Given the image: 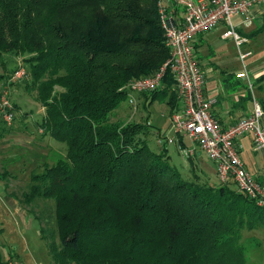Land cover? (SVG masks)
Segmentation results:
<instances>
[{
  "label": "trees",
  "instance_id": "16d2710c",
  "mask_svg": "<svg viewBox=\"0 0 264 264\" xmlns=\"http://www.w3.org/2000/svg\"><path fill=\"white\" fill-rule=\"evenodd\" d=\"M158 1L0 0V67L23 55L25 87L43 108L36 125L65 146L19 199L53 201L56 264H245L241 231L264 227V208L230 182L183 179L164 142L150 150L146 120L110 116L126 100L121 87L168 57ZM173 85L166 69L140 95L170 112Z\"/></svg>",
  "mask_w": 264,
  "mask_h": 264
},
{
  "label": "rangeland",
  "instance_id": "374dc122",
  "mask_svg": "<svg viewBox=\"0 0 264 264\" xmlns=\"http://www.w3.org/2000/svg\"><path fill=\"white\" fill-rule=\"evenodd\" d=\"M230 19L235 22L236 16H231ZM219 41L223 42L224 48H229V57H235V60L230 59L225 65L213 70L212 76L216 79H214L216 84L219 79L220 83L232 81V76L230 78L226 76L235 71L236 67L240 68L234 44L229 39ZM247 48L251 51V55L244 60V64L245 70L252 77V94L257 100L264 99V82L259 81L258 78L259 75L264 76V31ZM205 49L207 47L204 51ZM22 58L23 55L20 54L3 55L4 67L9 71L0 67V74H5L3 78H0V95L6 91L12 104V119L9 124H6L0 115V261L2 262L0 264H56L48 252V245L52 241L54 245L58 244L53 201L37 198L26 204L19 199H21V192L25 191L30 183V175L41 172L46 165L49 166L58 157H62L65 146L52 137L42 138L41 130L36 122L40 120L43 108L36 99V91L25 87L28 83L23 79L25 77L15 81L9 78L10 69L18 66L25 67L26 63ZM255 75H257L256 81L253 79ZM238 87L239 92L247 96L249 91L247 85L239 84ZM244 101L245 107L248 108L251 104L250 99L244 97ZM164 102L155 98L144 110L142 98L135 97L133 106L128 105L126 100H122L111 111L110 116H116L113 119H118L120 122L146 120L150 125L146 142L152 151L160 146L155 144L159 136L151 132H159L160 137L161 135H166L168 138L172 136L173 142L165 143L168 163L180 173L183 179H189L195 173L201 180L203 176L197 169H193L192 164L200 166L205 159L201 153L194 159H188L179 150L181 145L187 149L194 147L198 150V147H195L186 136L173 134L169 128V108ZM260 150L264 152L260 148H252L251 152L255 157L260 158ZM227 182L234 185L230 179ZM39 228L44 229L46 237L49 236L47 240L42 237ZM240 242L245 249V264H264V227L243 229Z\"/></svg>",
  "mask_w": 264,
  "mask_h": 264
},
{
  "label": "built area",
  "instance_id": "2783aa9c",
  "mask_svg": "<svg viewBox=\"0 0 264 264\" xmlns=\"http://www.w3.org/2000/svg\"><path fill=\"white\" fill-rule=\"evenodd\" d=\"M264 0H177L182 5L181 18H173L171 13L158 1L157 13L163 30L164 43L168 57L152 74L134 78L124 84L126 102L135 104L136 93L151 92L159 88L163 73L167 69L174 82L177 108L169 116V128L173 134L186 136L205 157L214 164L219 183L229 179L239 192L252 199L256 206L264 208V186L261 185L242 165L239 156L237 138L251 134L254 148L264 150V124L261 123V109L254 103L253 109L241 115L233 124L222 127L211 115L210 108L215 102L214 96L203 92L205 77L194 55L193 40L196 35L216 27L224 22L225 29L220 37L229 38L237 48L240 61L249 54L242 52L240 45L244 38L239 35L231 16L240 17L239 23L248 26L251 23V8ZM25 75V68L18 66L10 80L20 79ZM236 78L245 77L244 72L235 74ZM248 87L250 85L248 84ZM0 115L9 124L12 119V104L6 91L0 95ZM162 143L173 142L172 136L159 134L156 139ZM194 147L179 150L187 157L192 155Z\"/></svg>",
  "mask_w": 264,
  "mask_h": 264
},
{
  "label": "crops",
  "instance_id": "0c3cea01",
  "mask_svg": "<svg viewBox=\"0 0 264 264\" xmlns=\"http://www.w3.org/2000/svg\"><path fill=\"white\" fill-rule=\"evenodd\" d=\"M159 2L165 7L167 11L171 13L173 18H181L183 14V8L182 5L177 2V0H159ZM234 16H236V21L232 23L235 25V29L239 35L245 39L240 45V50L242 52L249 51V54L245 56L242 61H240L237 48L234 45L237 52L238 62H240V68L236 67L235 71L228 73V76H226L227 78L232 76V81H223L220 83L219 79V81H217L218 83L216 84V79L212 76L214 69L225 65L230 61V59L235 60V57H229V48H224L222 45L223 42L219 41L229 39H223L220 37L221 33L225 29L224 22L218 23L216 27L213 28V30L196 35L193 40L194 55L205 77L203 92L207 96L215 97V102L210 108V113L222 127L233 124L241 115L251 112L254 103H256L261 109V123L264 124V99L259 98L257 100L253 96L252 77H250L247 73V70H245L246 66L244 64V60L251 55V51L247 48V46H249V44L252 43V41L264 31V1L254 5L251 8V23L248 26L241 25L239 23L240 17L237 15ZM229 41L233 43L231 39H229ZM205 47H207V49L204 51ZM240 72H244L245 77L236 78L235 74ZM256 77L257 75L253 77L255 81ZM258 78L260 79L259 81L264 82L263 75H259ZM239 84L244 86L247 85V87L248 84L250 85V87H248L249 91L247 92V96L245 93L239 92V87L237 88ZM258 86L261 85L258 84ZM134 95L137 98H142V107H144V110L150 106V99H148L149 101L145 100L144 96H141L138 93ZM244 97H248L251 101V104L248 108L245 107ZM138 102H140V100H138ZM139 106H141V102ZM173 110L170 111L168 116H170ZM151 133L154 135L159 134V132ZM155 144L158 146L156 140ZM236 144L239 146V156L243 167L254 177L256 181L264 186V152L260 150V158H257L255 155H253L251 151L254 146L252 143L251 134L248 133L237 138ZM199 153L203 155L205 161H203L200 166L192 164L193 169H197L198 173L203 176L202 179H207L212 183H219L215 173L214 164L205 157L201 150H197V148H195L192 155L187 156V158L194 159ZM233 187L235 186L233 185Z\"/></svg>",
  "mask_w": 264,
  "mask_h": 264
}]
</instances>
